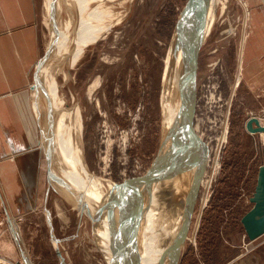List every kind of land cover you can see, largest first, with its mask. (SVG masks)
Masks as SVG:
<instances>
[{"label":"rangeland","instance_id":"obj_1","mask_svg":"<svg viewBox=\"0 0 264 264\" xmlns=\"http://www.w3.org/2000/svg\"><path fill=\"white\" fill-rule=\"evenodd\" d=\"M188 2L125 1L119 13L124 18L120 15V22L89 44L74 66L59 54L52 57L56 35L51 33L68 14L56 10L47 24L44 0L39 2L43 49L30 95L46 167L41 189L48 195L41 197L40 210L26 222L23 237L19 236L26 253L32 245L28 264H108L98 245L102 242L95 235L98 223L82 210L57 171L50 131L53 109L42 73L45 65L57 72L60 96L68 110L76 105L81 110V144L90 172L114 183L140 181L163 145V82L177 21ZM225 5L218 9L217 23L194 63L197 101L193 134L202 145V152L197 150L202 162L178 264H264V236L249 242L241 218L253 206L250 197L264 163V138L260 132L250 133L246 126L253 114L264 117V20H260L264 19V0H226ZM245 35L246 58L240 67ZM34 99L41 102L39 115ZM224 130L227 136L222 141ZM217 159L219 167L215 166ZM186 163L176 170L172 166L169 172L173 176L164 178L176 181L175 192H185V178L192 171ZM160 181L164 180L156 179L147 189ZM18 218L14 222L24 217ZM140 220L144 223L142 216ZM8 222L12 224V218L0 209V229Z\"/></svg>","mask_w":264,"mask_h":264},{"label":"bare ground","instance_id":"obj_2","mask_svg":"<svg viewBox=\"0 0 264 264\" xmlns=\"http://www.w3.org/2000/svg\"><path fill=\"white\" fill-rule=\"evenodd\" d=\"M125 1L127 0H44L47 24H49V18L56 14V10L57 14L62 12L68 14L66 20H58L57 30L51 33L52 37L56 35V46L52 57L59 54L62 58H66L65 63L68 65H76L84 56L86 47L118 23L121 15L119 14L120 8L125 6ZM225 2L226 0H207L204 20L205 37L216 25L218 9L221 4L225 8ZM245 5L248 8L247 3ZM247 14L249 18V11ZM192 29L190 26V31ZM246 39L247 35L243 38L240 67H243L245 58L243 47H245ZM169 52L166 84L163 89L165 136L169 137L165 142L166 148L170 145V132L180 121L177 117L181 99L179 98V87L180 77L185 68L184 52L176 47L175 41ZM42 73L45 77L46 93L53 109L54 118H51L53 128L51 126L50 131L52 132L51 144L54 143L58 161V174L63 178L65 186L69 188L67 190L81 197L79 206L82 210L89 213L98 223L95 235L97 240L102 242L98 245L108 257V264H172L178 250L177 245L184 233L185 222L189 221L188 215L190 216L192 207L189 203L194 197L197 186L195 184L200 177L201 155L198 153L195 155L192 171L185 178V188L183 187L185 192L183 193L175 192L173 184L176 181L174 179L166 181L165 177L164 181L155 182L152 188L147 189L148 186H141L140 181L133 184L114 183L105 177L94 175L90 172L89 165L86 164L83 156L84 150L81 144L83 115H81L80 108L76 105L68 110L65 106L67 103L60 96L57 72L51 70V67L46 64ZM65 74L68 75L66 71ZM33 101L36 114L39 115L41 102L38 99ZM253 115L257 116L260 123L264 125V117ZM260 134L264 138V132ZM226 136L227 132L224 133L222 141L226 139ZM219 165V159H217L215 166L219 167ZM210 182L209 179L207 187ZM178 184L177 182L176 185ZM209 190L204 197V203L208 200ZM141 213H144L142 215L144 223L139 220ZM136 236L138 237L137 248L140 252L134 254L133 245ZM104 248L109 252L104 251Z\"/></svg>","mask_w":264,"mask_h":264},{"label":"crops","instance_id":"obj_3","mask_svg":"<svg viewBox=\"0 0 264 264\" xmlns=\"http://www.w3.org/2000/svg\"><path fill=\"white\" fill-rule=\"evenodd\" d=\"M39 2L0 0V209L12 218L0 229V264H28L32 245L26 253L20 237L48 195L41 189L44 155L30 95L43 49Z\"/></svg>","mask_w":264,"mask_h":264},{"label":"water","instance_id":"obj_4","mask_svg":"<svg viewBox=\"0 0 264 264\" xmlns=\"http://www.w3.org/2000/svg\"><path fill=\"white\" fill-rule=\"evenodd\" d=\"M206 3L207 0H189L178 18L174 35L175 45L178 49L181 48L184 52L185 67L184 73L180 77L179 87V98L181 99L179 109L177 111V117L180 121H178L179 123L177 122V124L173 127V131L170 132L171 137L168 148H166L165 144L168 136L166 135L164 137L162 143L163 145L155 162L149 169L147 175L140 180L141 186H147L148 184L153 183L156 179L172 177L173 174L171 173L173 172H169L171 167L174 166L176 170L183 162H187L186 166L189 169L192 167L193 162L196 159L195 155L197 150L202 152V145L196 140L193 134V123L196 116L195 109L197 101L194 63L206 38L204 34V20L207 10ZM190 26L193 28L191 31ZM246 126L248 131L252 134L256 132H264V125L260 123L257 116L253 115V117H249L246 121ZM179 153L184 156L183 160L181 159V155ZM258 172L259 174L255 185V192L250 197V201L253 203V206L241 217L245 233L249 241H254L264 235V163L259 167ZM77 198L80 204L81 197L77 196ZM191 214L192 212L190 213V216L188 215L189 221H187V223L185 222L184 233H182L183 235L177 245L178 250L176 249L177 251L174 255L172 264H178L181 247L187 238V230L191 221ZM137 238L138 237L136 236L133 245L134 254L135 252H140L137 248Z\"/></svg>","mask_w":264,"mask_h":264},{"label":"flooded vegetation","instance_id":"obj_5","mask_svg":"<svg viewBox=\"0 0 264 264\" xmlns=\"http://www.w3.org/2000/svg\"><path fill=\"white\" fill-rule=\"evenodd\" d=\"M165 76H166V74H165ZM165 80H166V78H165ZM165 80H164V82H163V83H164V86H165V84H166V83H165ZM163 89H164V87H163ZM162 98H163V91H162ZM163 100H164V98H163Z\"/></svg>","mask_w":264,"mask_h":264},{"label":"built area","instance_id":"obj_6","mask_svg":"<svg viewBox=\"0 0 264 264\" xmlns=\"http://www.w3.org/2000/svg\"><path fill=\"white\" fill-rule=\"evenodd\" d=\"M249 241V240H248ZM249 242H251V241H249Z\"/></svg>","mask_w":264,"mask_h":264}]
</instances>
